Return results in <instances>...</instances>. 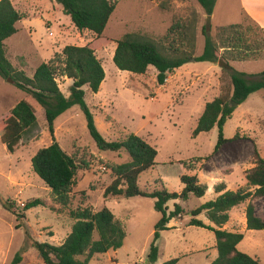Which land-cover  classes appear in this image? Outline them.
I'll return each mask as SVG.
<instances>
[{
    "label": "rangeland",
    "instance_id": "374dc122",
    "mask_svg": "<svg viewBox=\"0 0 264 264\" xmlns=\"http://www.w3.org/2000/svg\"><path fill=\"white\" fill-rule=\"evenodd\" d=\"M10 1L22 19L16 23L17 32L4 41L6 55L11 64L18 70L23 69L27 76L32 77L38 65L53 59L67 45H86L94 51L105 77L97 93L91 92L87 85L83 90L97 130L108 141H122L133 133L157 151L156 166L138 179L141 190L152 191L164 186L170 192H180L183 186L179 176L187 173L196 175L199 182L207 186V191L201 198L191 196L186 201L178 199L167 203L170 210L178 203L184 215L170 221L171 229L159 232L158 257L154 263H149L147 255L154 226L160 218L154 209V200L141 196H103L114 179L112 167L128 162L129 155L124 150L99 151L79 106L62 113L54 121V138L61 149L74 158L78 169L77 183L71 188L68 205L58 204L31 167V158L52 143L43 109L15 87L12 80L0 77V123L24 99L34 107L36 116V126L24 134L14 153H9L0 141V264H10L26 245L19 264H44L37 251L29 246L26 228H30L35 240L59 245L74 223L71 212L82 209L97 212L102 208L109 209L121 221L126 237L119 249L95 255L89 264H168L174 259L177 260L173 264L212 262L217 257L214 233L189 226L190 212L216 197L217 184L224 183L230 191L246 184L244 173L252 167L250 141L264 157V89L236 106L223 128L224 137L230 141L214 153L217 126L196 138H192L191 133L207 102L221 95L229 99V69L221 68L218 62H191L190 59L168 74L163 85H158L155 68L149 67L146 74L136 75L120 71L112 60L116 42L126 33L146 35L168 45L175 40L172 34L168 35L169 29L174 24L190 22L196 28L194 56H199L203 51L202 30L208 16L200 4L196 0H110L114 12L103 34L96 37L87 30L76 29L54 0ZM238 23L243 27L262 28L256 34L252 31L249 40L252 45L257 39L264 43V1L215 0L206 32L215 37L217 27ZM260 55L258 59L229 61L230 68L258 74L264 71V50ZM56 83L68 97L72 81L58 75ZM239 141L249 145H242L241 158L233 151ZM180 162L195 170L190 172ZM7 199L20 211L32 199L42 200L43 205L25 211L26 218L16 220L2 205ZM253 204L256 214L264 219V197L254 199ZM246 205L247 202L232 208L222 228L241 232L243 239L238 250L264 264V230L246 228ZM197 219L215 227L204 212Z\"/></svg>",
    "mask_w": 264,
    "mask_h": 264
},
{
    "label": "trees",
    "instance_id": "16d2710c",
    "mask_svg": "<svg viewBox=\"0 0 264 264\" xmlns=\"http://www.w3.org/2000/svg\"><path fill=\"white\" fill-rule=\"evenodd\" d=\"M61 6L78 30H87L100 37L114 12V4L110 0H54ZM206 15H212L215 0H196ZM22 16L16 11L10 0H0V77L11 79L20 91L33 99L42 109L47 123L52 143L40 149L31 158L33 172L50 189L58 204L66 206L69 203V193L76 185L78 165L71 155L61 149L54 138V121L73 106H79L85 116L88 132L99 151L120 152L124 150L129 155V161L112 167L114 179L104 190V197L130 198L134 196L147 197L154 200V209L160 214L154 226L153 240L150 244L147 260L154 263L158 257L156 241L159 232L171 229L167 225L184 215L183 208L174 203L170 210L167 203L175 200L186 201L191 196L201 198L207 191V186L199 182L196 175L183 173L179 176L182 184L180 192H170L164 186L152 191L141 190L138 187L140 175L156 166V149L141 137L129 133L122 141H108L97 130L93 115L85 103L83 86L87 85L91 92L97 93L104 80L105 73L94 51L88 46L67 45L60 54H56L48 62H42L34 70L32 77L26 75L23 69H16L8 60L4 41L17 32L16 23ZM262 28L243 27L242 23L217 27L215 37L203 28V51L194 56L196 28L192 22L178 23L169 29L168 35L175 40L168 45L159 43L146 35L126 33L116 42L112 57L114 65L120 71L136 75L146 74L149 67L157 71L158 85L166 82L168 74L182 67L190 59L217 63L222 60L245 61L258 59L264 43L257 39L253 45L249 35L252 31L260 32ZM167 35V36H168ZM231 93L229 99L218 96L205 104L196 127L191 133L196 138L201 133L209 132L214 126L218 128V139L213 152L229 141L223 134L227 120L232 117L236 106L242 104L249 95L264 89V71L258 74L240 72L232 67L228 70ZM65 76L72 81L66 97L56 83V76ZM236 103L233 106L231 103ZM36 126L34 107L27 101L20 100L10 111V114L0 123V141L9 153H14L24 134ZM234 138H237L235 135ZM233 138V139H234ZM252 167L245 171L246 184L235 191L227 190L224 183L214 187L216 197L190 212L189 226L211 230L215 237L217 257L209 264H260L257 258L238 250L237 246L243 239V234L237 231L223 229L229 220V211L245 202V223L248 230H264V219L255 212L254 199L264 197V157L253 141ZM183 166L193 172L187 163ZM161 181V180H160ZM161 183V182H160ZM5 210L12 213L16 220L25 219V211L42 206L40 199H32L18 210L10 200L2 201ZM202 212L215 226L204 224L197 219ZM74 223L70 233L59 245L35 240L30 228H26L27 241L30 247L37 251L44 264H89L95 255L104 254L110 250L116 251L123 245L126 232L123 224L113 213L102 208L97 212L89 209L71 212ZM20 225L17 224L16 228ZM27 245L21 248L10 264H19ZM177 259L171 260L173 264Z\"/></svg>",
    "mask_w": 264,
    "mask_h": 264
},
{
    "label": "water",
    "instance_id": "95a60500",
    "mask_svg": "<svg viewBox=\"0 0 264 264\" xmlns=\"http://www.w3.org/2000/svg\"><path fill=\"white\" fill-rule=\"evenodd\" d=\"M210 18H211L210 15L206 17V25H205V30H206V31L210 28ZM190 61H191V62H194L195 60H194V58H192ZM218 65H219L221 68H223V69H226V70L230 69V65L227 64V63H225V62L222 61V60H218ZM8 80L11 81V79H8ZM231 104H232L233 106H236V103H234V102H232Z\"/></svg>",
    "mask_w": 264,
    "mask_h": 264
},
{
    "label": "crops",
    "instance_id": "0c3cea01",
    "mask_svg": "<svg viewBox=\"0 0 264 264\" xmlns=\"http://www.w3.org/2000/svg\"><path fill=\"white\" fill-rule=\"evenodd\" d=\"M262 1H264V0H262ZM256 93V92H255ZM254 94V93H253ZM252 95V94H251ZM251 95H249L248 97H250ZM248 99V98H247ZM230 141V140H229ZM228 141V142H229ZM228 142H226L225 144H227ZM224 144V145H225ZM251 144V143H250ZM242 145H244V147H247V146H249L248 145V142H244V141H239V143H236V145H234L235 146V149H233V151H236L234 154H236V155H238V157H240L241 158V147H242ZM223 146V145H222ZM251 147H252V144H251ZM252 149H253V147H252ZM245 174V173H244ZM222 183V182H221ZM226 187V186H225ZM168 227H172L171 226V223H169L168 225H167Z\"/></svg>",
    "mask_w": 264,
    "mask_h": 264
}]
</instances>
